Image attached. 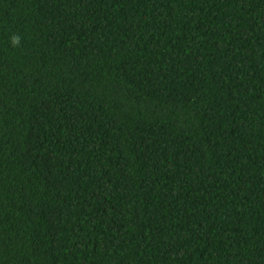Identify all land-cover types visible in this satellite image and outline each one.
<instances>
[{
    "label": "trees",
    "instance_id": "16d2710c",
    "mask_svg": "<svg viewBox=\"0 0 264 264\" xmlns=\"http://www.w3.org/2000/svg\"><path fill=\"white\" fill-rule=\"evenodd\" d=\"M0 264H264V0H0Z\"/></svg>",
    "mask_w": 264,
    "mask_h": 264
},
{
    "label": "clouds",
    "instance_id": "9594fccd",
    "mask_svg": "<svg viewBox=\"0 0 264 264\" xmlns=\"http://www.w3.org/2000/svg\"><path fill=\"white\" fill-rule=\"evenodd\" d=\"M17 39H18V38H14V39H13V43H16V42H17Z\"/></svg>",
    "mask_w": 264,
    "mask_h": 264
}]
</instances>
